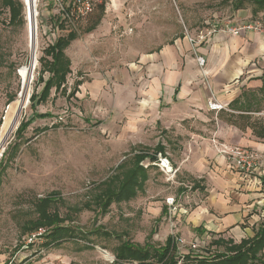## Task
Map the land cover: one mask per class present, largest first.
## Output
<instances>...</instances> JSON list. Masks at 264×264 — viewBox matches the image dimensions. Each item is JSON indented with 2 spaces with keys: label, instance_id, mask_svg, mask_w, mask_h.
<instances>
[{
  "label": "rangeland",
  "instance_id": "1",
  "mask_svg": "<svg viewBox=\"0 0 264 264\" xmlns=\"http://www.w3.org/2000/svg\"><path fill=\"white\" fill-rule=\"evenodd\" d=\"M15 1L23 9L20 19L12 23L9 8L0 0L2 123L9 105L21 95L23 72L31 59L25 5L23 0ZM50 3L51 0H37V65L29 102L0 156L1 161L5 152L18 146L16 158L7 162L5 170L0 169V264H112L122 242L141 248L157 247L164 245L168 236L175 241L185 239L186 244L180 248L187 252L194 236L175 231L171 226L175 220L161 216L168 197L184 201L177 179L168 180L156 167L150 168L145 191L131 202L113 204L106 215L92 203L93 197L97 185L111 177L120 164L131 160L139 150L152 151L158 143L151 116L139 113H146L141 111L142 85L148 68H152L147 65L142 69L141 55L156 51L159 43L173 38L198 37L204 21L220 24L221 32L231 37L234 35L228 27L257 23L260 28L256 33L264 40V12L253 15L254 6L246 3L238 16L228 0H191L187 21L178 11L175 21L172 15L169 21L168 16L161 20V39L157 44L149 38L159 35L151 31L153 23L144 25L143 31L139 29L138 20L144 23V15L150 12L138 7L136 0L122 13H115L112 30L109 26L102 34L87 31L97 22L98 12L93 13L76 23L78 39L66 50L72 63L66 91L70 93L77 81H83L79 92L67 98L68 94L53 89L47 103L34 110L30 99L34 91L40 93L43 88L39 82L40 58L59 35L51 22L50 14L54 12ZM193 49L190 52L197 61L200 55ZM48 77L46 73L44 79ZM47 113L51 117H35ZM258 116L264 117V112ZM26 122L31 124L23 138H18L17 132ZM52 194L62 201L53 205L51 211H58L67 219L65 225L77 229L83 237L78 234L59 247L47 249L45 240L31 241V234L24 229L38 218L36 203ZM87 203H91V208ZM73 208H79V212L73 214Z\"/></svg>",
  "mask_w": 264,
  "mask_h": 264
},
{
  "label": "crops",
  "instance_id": "2",
  "mask_svg": "<svg viewBox=\"0 0 264 264\" xmlns=\"http://www.w3.org/2000/svg\"><path fill=\"white\" fill-rule=\"evenodd\" d=\"M133 1L104 0L94 12L99 17L103 6L102 18L93 30L95 34H102L109 26L112 30L115 23L112 17L132 6ZM136 1L138 7L150 12L144 15V23L138 20L139 29L143 31L144 25L153 23L151 31L159 35L149 38L156 40L155 44L161 39V20L168 16L169 21L172 15L175 21L177 11L182 19L188 20L187 6L191 0ZM228 1L240 16L242 9H235L232 1ZM215 24L204 21L205 27L199 30L198 37L188 35L159 43L156 51L143 54L140 59L142 69L147 65L152 68H148L142 85L141 111L146 113H139L151 116L152 127L158 131V143L152 151L142 149L137 153L154 152L155 156L165 155L170 159L177 171L173 182L177 179L185 196L182 203L177 200L178 211L173 217L169 216L166 203L161 216L166 209L164 216L175 220V231L194 236L191 242L205 244L202 249L206 252L201 250V257L224 253V247L212 244L219 239L239 245L254 238L264 223V117L258 116L264 112L261 93L264 40L258 31L244 30L239 36H228L221 32L220 24L214 34L202 40L201 36ZM190 49L206 59L204 67L198 65ZM212 99L224 110L211 112L208 102ZM215 138L257 152L259 168L250 174L238 171L216 151L212 144ZM158 146L163 150L155 152ZM261 255L264 260V250Z\"/></svg>",
  "mask_w": 264,
  "mask_h": 264
},
{
  "label": "trees",
  "instance_id": "3",
  "mask_svg": "<svg viewBox=\"0 0 264 264\" xmlns=\"http://www.w3.org/2000/svg\"><path fill=\"white\" fill-rule=\"evenodd\" d=\"M235 9L239 10L244 7L246 3L254 6L253 15H258L259 12H264V0H231ZM4 6L9 8L11 14V22H17L21 17L23 9L22 4L15 0H3ZM54 13L50 14L51 22L54 23V30H59L58 38L51 42L44 50V57L40 58L42 70L40 72L39 82L43 84L42 91L33 92L30 99L32 108L35 110L37 106L47 103L53 89L62 95L68 94L67 98L74 97L79 92V87L83 81H77L74 89L67 93L66 84L67 78L72 73V63L66 54L68 47L78 39V34L75 31V25L71 26L65 21H61L60 16L55 13V3L51 0L49 4ZM103 6L101 7L100 15L95 25H92L87 31L91 32L99 24L103 15ZM69 29V30H68ZM63 33H67L64 35ZM48 73V79H44V75ZM263 87L261 93L264 94V74L262 76ZM17 101V100H16ZM14 101L11 103L6 111L5 117L0 121V131L7 121L9 113L15 106ZM38 118H49L51 114H35ZM31 122L23 123L18 130V138H23L26 130ZM13 135V134H12ZM163 148L158 146L155 152L162 151ZM18 154V146L15 145L12 150L5 152L1 161L0 169L7 167V162H11ZM156 153H148L147 151H140L134 157L120 164L114 174L107 180L97 185V191L94 195L92 203L97 206L101 214L106 215L113 204L131 202L137 198L139 193L145 191L146 183L149 180L148 169L141 165L146 160L154 162L156 160ZM0 173V184H1ZM264 182V179H263ZM62 201L56 195L48 196L40 199L36 203V210L38 218L29 223L24 231L27 234H33L40 229H45L46 234L39 237V240H45L44 246L49 249L61 246L62 242L69 240L82 234L77 233L78 230L65 225L67 219L61 217L58 211H51L53 205ZM88 208H91V203H87ZM73 214L79 212V208H73ZM166 209L164 214H166ZM69 218V216H67ZM81 237H83L81 235ZM218 247H224L225 252L209 257H201L189 253L183 256L187 264H264L262 252L264 250V223L258 228L256 235L252 239L244 240L239 245H235L232 241H223L221 239L212 243ZM32 245V244H31ZM180 256L177 243L174 237H168L165 244L157 247H139L131 242H122L115 252V261L112 264H177ZM12 264V263H11Z\"/></svg>",
  "mask_w": 264,
  "mask_h": 264
},
{
  "label": "built area",
  "instance_id": "4",
  "mask_svg": "<svg viewBox=\"0 0 264 264\" xmlns=\"http://www.w3.org/2000/svg\"><path fill=\"white\" fill-rule=\"evenodd\" d=\"M55 3V11L56 14L60 16L61 21H65L69 25L73 26L80 20H83L93 14L96 9L103 4L104 0H53ZM219 25H213L212 29L207 32V34L202 35L201 39H205L206 36H210L211 34L217 31V27ZM259 25L257 23H249L248 25H244L242 27H228V32L231 35L239 36L242 31H258ZM57 33L59 30L57 28ZM56 40V39H55ZM54 40V41H55ZM192 44H196L194 40L190 39ZM197 63L200 67H204L206 64V59L203 56L197 57ZM208 108L213 112H221L224 110V107L217 103L215 100H210L208 102ZM212 144L216 151L224 156L227 160L233 163V166L240 172L243 173H253L260 166V155L257 152L249 151L243 147L233 146L229 144L222 143L218 141L216 138L213 139ZM144 167L148 169L149 167H156L163 175L167 177L168 180H173L176 175V170L174 169L170 159L165 155L156 156V160L154 162H148L144 164ZM176 199L174 197H168L166 199V205L169 207V216L173 217L178 211ZM172 227L174 225L172 223ZM46 234L45 229H40L38 232L31 234V241ZM186 240L180 238L176 241L178 250L180 252V256H182L177 264H185L183 256L189 253H195L199 255H203L201 253V249L205 246V244L190 242L189 248L187 252L181 251V246H183Z\"/></svg>",
  "mask_w": 264,
  "mask_h": 264
},
{
  "label": "bare ground",
  "instance_id": "5",
  "mask_svg": "<svg viewBox=\"0 0 264 264\" xmlns=\"http://www.w3.org/2000/svg\"><path fill=\"white\" fill-rule=\"evenodd\" d=\"M23 2L25 5L27 41L31 52V59L29 65L25 67V70L23 72L21 95L16 105L14 106L13 110L11 111L10 117L8 119V122L4 130L0 133V156L2 154L3 148L7 140L14 133L13 130L17 128L16 127L17 123L19 122L23 114V111L28 105L31 86L34 80L35 69L37 65V55H36V50H37L36 45L38 42L37 0H23Z\"/></svg>",
  "mask_w": 264,
  "mask_h": 264
}]
</instances>
